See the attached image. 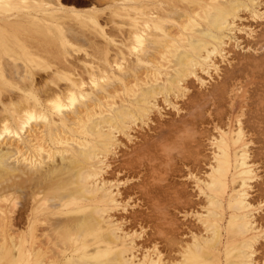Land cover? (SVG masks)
<instances>
[{"label": "bare ground", "instance_id": "6f19581e", "mask_svg": "<svg viewBox=\"0 0 264 264\" xmlns=\"http://www.w3.org/2000/svg\"><path fill=\"white\" fill-rule=\"evenodd\" d=\"M52 1L54 2V0ZM109 1H114V5L112 4L113 10H110V15H108L109 17L104 27L110 28L111 26V29L115 30L117 35L110 34L107 29L100 26L98 22L99 16L103 17V15L98 14L97 16L96 13L99 10L98 12L93 11L94 13L92 11H89L90 13H81L74 10L68 11L57 7L54 8L51 4L47 3V0H0V264H4V260L10 259L12 256L11 249L19 251V256L22 257V253L26 249L27 237L25 238L26 234L20 232L21 225L31 226L30 232L33 234L34 240L39 237L43 238L41 243L39 241L40 244L36 242L40 248L44 249L45 245H49L57 252L61 250L60 252L62 253L64 250L65 254L80 243L86 244L88 241L90 242V237H96L101 234L104 226L107 224L105 223V215L110 212L108 209L106 213L102 208H83L79 210L80 212L77 216H60V219H54L57 216H51L53 217L51 218L46 214L48 213L46 211L68 201L75 202L95 196L96 192L101 189L98 188L100 184L97 185L103 168L101 166L105 165L104 162L108 156L109 159L111 158L109 152L112 151L111 149L115 146V139L118 138L115 134H120L125 129L129 132L133 128L132 125L139 120L147 124L150 120V115L156 114V112L152 113L155 110L162 117L161 111L163 110L159 111L158 109L160 107L157 104L158 98L162 97L164 103L169 102L171 96H174L175 100L182 96L185 97L186 92H189L188 90L190 89V86H188L190 84H188L190 82L189 78L193 76L202 77V75L196 74L198 70L208 72L211 70H208L210 65L211 67L214 66V72L217 70L218 73L216 72L217 77L214 75V78L213 76L214 79H217L213 84L211 83V87L207 85V87H210L207 88L208 90L204 88L205 90L201 93H195L196 95L194 94V96L190 94L191 96L186 97V99L189 97V105H191L189 107L192 108L189 110H196L194 113L198 112L199 105L206 106L207 104L205 103L208 101L219 103V99L227 98V103L234 105V100L237 96L234 95L233 91V95H231L232 92L230 94L229 91L231 85H234L233 81L238 79L240 73L245 74H240L245 78L244 83L254 81V83L260 84L262 88L259 90L262 94L258 96L259 99L258 101L256 100V105L262 106L261 108L259 107L260 109L257 110L254 117L250 116V123H252V129L255 132L258 131L256 135L260 136L261 140H259H264V54L261 58L253 54L264 49V22L260 24L258 31H254L255 35L253 32L248 35L253 40L247 39L243 47L241 43L231 44L238 37L235 36V32H239L237 20L242 17L241 15L239 16V13L243 10L245 12L246 10H250L255 14L259 6L256 8L254 4L261 3V1L258 3L257 0ZM58 4L57 2L56 5ZM107 13L102 14L107 16ZM241 13L243 14L244 12ZM252 13L251 17L253 20L256 17L260 18L264 15L260 12V14L258 13L253 16ZM257 20L255 21L256 23L258 22ZM72 21L79 24L80 30L77 28L79 26L74 25ZM85 29L91 32L85 35ZM82 37L85 38L83 42L81 41ZM234 37L236 38L234 39ZM238 47H241L240 50L248 52L241 53L242 51L236 50ZM83 49L84 53H87L89 60L88 58L86 60L85 57L84 62H80L81 66L78 68L79 64L77 65L76 62V64L72 63L73 60L70 61V58L73 57V53H77L78 55ZM87 49H90L91 52L89 51L90 53H88ZM215 57L220 58V62L221 59L223 62H229L226 68L224 67L225 69L223 67V69L220 68L221 72L216 67L219 61L215 63L218 59L216 58L215 60ZM213 59L215 60L214 63ZM79 61L81 60L79 59ZM41 72L45 74V77H43V74L42 76L40 75ZM200 72L198 73L200 74ZM209 72L207 75H209ZM210 80H212V77ZM200 81L202 82L203 80ZM62 82L65 83L64 86L62 84L60 86ZM203 84L202 86L204 87L206 84ZM208 84L210 85V83ZM235 84L237 85L236 82ZM238 89L240 91L241 87H238ZM236 90L235 87V92L238 91ZM228 93L230 96L225 97L224 95H228ZM174 105L176 106V104ZM193 105L194 107L196 105L198 109L192 107ZM219 106L221 105L219 104ZM163 107L162 109H164ZM189 110L187 111L188 113L190 112ZM196 114L192 115L196 116ZM178 118L180 119L172 118L173 120L170 122L168 128V119H165L167 123L164 126L166 128L158 123L160 118L156 119V123L159 124L156 126L159 128L156 127L154 129L156 130L155 134L157 131H160V133L158 132L159 134L157 133L158 135L154 139L150 135H148L150 136L148 138L144 134L146 138L142 137L141 139H144L143 144L141 142V147L139 145V148L136 147L133 151L131 149V155L136 154V157H134L137 158L138 156V160L141 161L139 159L141 158L140 156L150 151L152 146H156L157 148H154L158 150L162 148L164 154L167 146H170V149L173 150L176 147L179 148L181 158L183 156V159L186 158L188 160L186 152L190 151L192 147L191 151L200 146L195 144V140H187L190 139V137H187L188 133L197 131V126H193L191 123L194 120L189 118L191 120L189 122L187 116H179ZM239 119L238 116V124L236 123L238 126L236 127L238 128L237 130H233V133L223 131L220 136L218 134L219 137H215L217 140L215 139L216 142L214 145H211V148L214 147L215 150L213 158H211L213 160L211 162V171L208 172V176L203 180L202 178L200 180L196 178L197 181L199 180V194L205 196V211L203 214H201V211V213L198 212L201 216L198 213L197 215L199 223L201 226H204L203 232H205L206 236L204 235L205 237H203L201 235V237L192 238V243L189 242L190 245L186 246V251L184 252L187 258L183 259L180 264H264V245L259 246L258 244L256 248V242L258 241L259 243V239L261 238L259 236L261 235H255V231L257 232L255 227L257 221H255L256 219L254 220L253 210L255 206L253 207L247 200V187L250 186L248 182L256 178L255 172L252 170V168L254 169L252 164L256 162V158L264 162V141H257L261 146L257 150L258 153H255L256 158H252L255 161H251L254 162L251 164L252 168H249L250 165L248 166L247 163H249L248 160L250 161L252 156L250 157V148L247 147L249 145L244 141L246 136H244V133L247 130L243 131L245 129H242L244 123L242 124ZM190 124V127L193 126L192 128L195 127L196 130L189 129ZM170 125L174 128L176 127V129L173 130ZM246 125L249 126V124ZM168 129L170 131H167ZM183 132H186L187 135ZM194 132H192L193 135L195 134ZM198 132L200 133L201 130ZM181 133L185 134L186 137L182 138L184 140L181 139L182 142L180 141V143ZM185 140L195 145L192 146V143L186 142L184 144L183 141ZM210 141L212 142V140ZM249 141L246 140V142ZM231 144L233 146L238 145L237 147L240 148L234 154L236 170L238 168L245 169L241 174L244 173L247 178L242 179L240 191L235 193V196L232 193V195L230 194L231 201L229 205L230 209L228 210H231L232 215L230 214V221L226 228H223V231L218 222L214 224V220L209 219L212 216L213 219H221L222 217L221 212L223 211L224 204L221 202V199L223 198V194L227 192V179L232 169V157L229 153ZM189 148L190 150H187ZM198 148L202 149L201 147ZM167 149L166 154L170 150L168 149L167 151ZM159 151L151 152L152 154H149V156L145 155L148 157L146 161L150 159L152 162L154 161L153 157H157L155 163H158V157L161 153ZM195 151L198 154V150L195 149ZM158 152L159 156L153 155V153L158 155ZM138 153L140 155H137ZM169 154L171 155L172 153L169 151ZM169 154L168 156L166 155L168 159ZM162 155L163 153L159 161L162 160ZM129 156H126L127 158L123 156L122 158L125 157V161H127L126 159H129ZM166 156L164 160L167 158ZM190 156V158L195 160L193 152H190ZM196 156L197 163L198 156L200 155ZM143 157L142 160L145 162V158L143 159ZM135 158L132 157L131 159L135 160ZM168 159L164 162H167ZM138 160L136 159L135 161L137 162ZM125 161L123 160L124 163ZM209 161L207 162L209 163ZM141 162L138 161L139 164ZM185 163L187 162L185 161ZM168 164L163 165L167 166ZM122 165L125 169L127 168L126 166L130 167V169L133 166L132 164H130L131 166L129 164L126 166H124L125 164ZM146 165L148 166V164ZM159 166V163L157 167L155 164L150 163L149 169L145 170V178H148L146 177L147 175H153ZM138 169H140L139 166ZM164 169H162V172H159V175L164 173ZM153 177L155 178L156 176H152L151 178ZM158 178L162 177L158 176ZM102 185L104 187V184ZM154 185L150 187L148 184L150 189H157V184ZM261 185H264V182ZM112 189L113 187H110L107 190L108 199L113 198ZM259 189L261 197L264 194V187L261 186ZM145 190L147 189L145 188ZM180 190H178L179 193L177 192L178 197L182 195L184 196V200L186 198L190 202L189 193L186 190ZM148 192L146 197L151 196L150 193L152 192L150 190ZM154 192V194L152 193V197L156 194V190ZM159 193L154 196L156 199H160L157 196L160 195ZM104 195L105 200H107L106 192ZM101 197L104 199L103 195ZM101 197L98 199L102 200ZM112 200L115 201V199ZM186 200L184 202L187 204ZM146 201L147 204L149 202L152 203L150 200ZM155 201V204H152L153 206L157 205ZM109 203L111 204V201ZM150 203L149 205H151ZM178 204L180 203L178 202ZM19 205L21 207H18ZM36 205L38 208H35V210L34 207ZM163 205H166V203ZM153 206L148 207L150 209L154 208ZM158 206L157 208L160 207ZM157 208L149 210V219H153L155 215L151 213L152 211L157 212ZM33 209L35 212H33ZM160 210H163V206ZM161 211L160 220L163 215H166V212L169 215V211ZM158 215L156 213V216ZM202 215L205 216L203 217ZM108 216L107 218L111 217L109 214ZM151 219L149 222H151ZM164 219H167V217L165 216ZM172 219H170V223H173L171 222ZM155 220L154 218L152 222ZM259 220L264 221V217L263 219L261 217ZM165 221L169 222L168 219ZM43 223L45 224L43 225ZM42 225L46 227L42 228ZM37 226L40 228L38 229ZM262 226L264 227V225ZM21 230L25 229L22 228ZM115 230L117 231L113 230L114 233H112L113 231L105 233L102 238L106 239L105 241L107 242H113V240L116 242V238L113 239L112 236L117 237L118 235L119 237V234L116 232L121 229ZM38 231L41 232L40 235H37ZM222 232H225V238L227 239V244L224 246L222 243V239L224 238ZM31 236L30 238H32ZM117 239L119 240L120 237ZM92 240L94 242L96 238ZM35 245L33 246L35 247ZM228 245L230 246L227 247ZM40 248L38 250L41 251ZM81 248L83 247H79L80 250H82ZM98 248H95V250H98ZM119 248H121L120 245ZM255 248L263 251L260 257L261 263H258L255 260L256 258H254V255L257 253ZM38 250H35L36 254ZM47 250L51 251L52 249ZM17 251H15V254ZM125 251L127 255H124L126 253L123 254V250L114 255H100L92 258V260H83L81 259L83 256L73 257L70 260L68 259L69 261L66 260L68 264H156L157 260L155 259L159 257H157L158 253L156 255L157 258H153V261H156L154 263H152V260L148 262L145 259L147 257L152 259L154 254L152 256L148 254L143 257L142 261L140 260L141 258L139 259L140 261H137L138 257L135 256L134 252L128 250L129 253H132L128 256L127 250ZM75 252L72 251V254ZM32 254L35 255V253ZM58 256L60 257V255ZM39 257H41L39 260L42 261V256ZM41 261L37 263L39 264Z\"/></svg>", "mask_w": 264, "mask_h": 264}, {"label": "rangeland", "instance_id": "374dc122", "mask_svg": "<svg viewBox=\"0 0 264 264\" xmlns=\"http://www.w3.org/2000/svg\"><path fill=\"white\" fill-rule=\"evenodd\" d=\"M52 0H47V3L48 4H51V6L52 7H54V8H60V9H62V10H70V11H77V12H81V13H90L91 11L93 12V11H96V12H98V10H99V12L98 13H96L97 14V16H98V14L99 15H103V17L102 16H99L100 18H99V20H98V22H99V24H100V26L101 27H103V28H105V29H107L108 30V32L110 33V34H112V35H117L116 34V32H115V30H113V29H111V26H110V28L108 29L107 27H104V24H106L107 22V20H108V15H110V12L113 10V5H114V1H112V2H110L109 0H106V1H104V0H54V2L52 1ZM100 1V2H99ZM261 1V3H258V2H260ZM57 2L59 3L58 5H56L57 4ZM102 2V3H101ZM108 2V3H107ZM56 3V4H55ZM106 3V4H105ZM256 3V2H255ZM257 3L258 4H254V6L256 7V8H258V6H259V8H258V10H256V12H255V14H260V12H261V14H264V12L262 13V10L264 11V0H257ZM113 4V5H112ZM262 4V5H261ZM118 5V4H117ZM261 5V6H260ZM112 6V7H111ZM110 8H112V9H110ZM262 9V10H261ZM111 10V11H110ZM261 10V11H260ZM90 11V12H89ZM250 11V10H249ZM249 11H247L246 10V12H245V10H243V11H241V12H244L243 14L240 12L239 13V16L241 15L242 17H241V19H239V20H237V24H238V28H239V32H235V36L237 37H234V42H233V40H232V42L233 43H231V44H238V43H241L242 44V47H243V45L246 43L245 41L248 39H251V40H253V38H250L248 35H250V34H252V32H253V34L255 33L254 31H258L259 30V26H260V24L261 23H263L264 22V20H263V18H264V15H262L260 18H257L256 17V19L255 20H253V18L251 17L252 15H251V11L249 12ZM259 11V12H258ZM107 12H109V13H107ZM94 13V12H93ZM102 13H107V16L106 15H104V14H102ZM249 14V15H248ZM253 14V13H252ZM255 14H253V16L255 15ZM39 16H42L41 14H38ZM102 17V18H101ZM258 19V20H257ZM104 20H105V22H104ZM258 21L257 23L255 22V21ZM260 20V21H259ZM262 21V22H261ZM72 23H74V25H77V26H79V24L78 23H76L75 21H72ZM250 24H251V26H250ZM255 24V25H254ZM258 24V25H257ZM76 26V27H77ZM253 26V27H252ZM77 28H79V30H80V26L79 27H77ZM86 31L88 30V29H85ZM250 30H251V32H250ZM86 31L84 32V34L86 35V34H88V33H90V32H88L87 31V33H86ZM113 32V33H112ZM248 32V33H247ZM250 32V33H249ZM238 33V34H237ZM247 33V34H246ZM255 35V34H254ZM248 37V38H247ZM83 38V39H82ZM81 38V41L83 42L84 41V37H82ZM238 40V41H237ZM84 49H85V47H83ZM240 48L241 47H238L236 50H238V51H242L241 53H246V52H248V51H246V50H240ZM84 49H83V51H81L80 53H78V55H77V53H73V57H71L70 59V61H72V63H74V64H76L77 63V65L79 64V67L78 68H80V66H81V64H80V62L81 63H83L84 62V60H85V57H86V60H87V53L85 54L84 53ZM86 50V49H85ZM263 50V52H261ZM91 52V50L90 49H87V52L88 53H90ZM237 51V52H238ZM261 51L259 52H254L253 53V51H251L253 54H255V55H257L259 58H261L262 57V55L264 54V49H261ZM81 54V55H80ZM76 56V57H75ZM77 57H79L78 58V60L80 59L81 61H79L78 62V60H77ZM77 60H75V59ZM84 58V59H83ZM216 58H218V57H215V60H216ZM230 58V57H229ZM83 60V61H82ZM88 60H89V58H88ZM214 59H213V63H214V61H215ZM220 60V58H218L216 61H215V63H218V61ZM76 62V63H75ZM222 62H223V60L221 59V62L219 61V63H218V66H220V67H218L217 65H216V67L217 68H219V71L221 72V69H223L224 67L226 68V66H227V63L229 64V62H226V61H224L223 62V64H222ZM225 62H226V64H225ZM213 63H211V64H213ZM221 63V64H220ZM76 66V65H75ZM223 67V68H222ZM208 68V67H207ZM215 67L213 66V67H211L210 65H209V68H208V70L209 69H211V70H209L208 72H209V75H207L208 74V72H202L201 70V72L198 70V72H200V74L197 72L196 74H198V75H202V79L200 78V76H193V77H191V78H189V80H190V82H188V86H190L188 89V91L189 92H186V96L184 97V96H182V97H179V98H177V100H175L176 98H174V96H171L170 98H169V102H164L163 103V99H162V97H159L158 98V102H157V104L160 106L158 109H159V111H161V110H163V111H161L162 112V117H161V115L160 114H158L157 113V110H155V109H153V110H155V111H153L152 113H155L156 112V114H152V115H150V120H149V122H147V124L146 123H144V121H137V123H135L134 125H132V127L133 128H131V130H129V132L125 129L124 131H122L120 134L119 133H117V134H115L118 138H116V136H115V146H113V149L115 150H113V149H111L112 151L111 152H109V155H110V159H109V156L106 158V160H105V165H102L101 166V168H102V172H103V170H104V172L102 173L101 172V176H99L100 177V181L98 180V178H97V180H98V182H102V183H98L97 182V185L98 184H100L99 185V187L98 188H101L100 190H98L97 192H96V194H95V196H92V197H88L89 199H87V198H85V199H80V200H77V201H68V202H66V203H63V204H60L59 206H54V208H52L51 210H49V211H46V212H48V213H46V214H48L50 217L51 216H53V217H55V216H57L56 218H54V219H60V216L61 217H65V216H77V214L80 212L79 210H82L83 208H91V207H96V208H102V209H104L105 210V212L107 213L108 211H107V209L108 210H110V212H108L105 216H106V222L105 223H107L106 224V226H104V229H103V231L101 232V234H99V235H97L96 237H90L89 238V240H91L90 242L88 241V243H80L78 246H75V247H73L71 250H68V252L65 254L64 252V250L62 251V253L60 252L61 250H59L58 252L55 250V249H53L51 246H49V245H45L46 246V248H45V246H44V249L43 248H40L39 247V245H37V243H39V241H40V243L42 242V239L43 238H41V237H39L38 239H35L34 240V236H33V234L30 232V228H31V226H25V225H21V228H20V232L23 234H26L25 235V238L27 237V245H26V249L23 251V253H22V257L21 256H19V251H17V250H13V249H11V253H12V256L14 257H10V259L9 260H7V261H5L4 260V264H12L13 262V264H38L37 262L38 261H41V260H39L41 257H39V256H42V261L44 260H46L45 261V263L46 264H68V262H67V260L69 259H71V258H73V257H81V256H83V257H81V259H83V260H92V258H96V257H98V256H100V255H114L115 253H120V252H122L123 250H124V252H123V254L124 253H126V251L125 250H127V252H128V250L129 251H131V252H134V254H135V256L136 257H138L137 258V261L140 259L141 261L143 260V257H145V256H147L148 254H150L151 256L154 254V256L152 257V259L151 258H145L146 259V261H148V262H150L151 260H152V263H154V262H156V261H153V258L155 257V258H157L158 256V259H155V260H157V263L156 264H180L182 261H183V259H186L187 258V256L186 255H184V252L186 251V246H188V245H190V243L189 242H191L192 243V238L193 237H201V235L203 236V237H205L206 235H205V232H203L204 231V226H201V224L199 223V221H198V215L199 216H201V214H203V212L205 211V196H202V195H200L199 194V189H198V181L202 178V180L204 179V178H206L207 176H208V172H210L211 171V162H213V160L211 159V158H213V155H214V152H215V150H214V147L213 148H211L212 146L211 145H214V143L216 142V136H218V134H219V136H220V134H222V132L224 131H226L227 133H233L234 131H235V129L237 130L238 128H236V127H238L237 126V118H238V116H239V120L241 121V123L244 125V127L242 128V129H244L243 131H245V130H247V131H245V133H244V136H245V138H244V141H245V143H247L249 146H247L248 148H250V161L248 160V162L249 163H247L248 164V166H249V168H252V165H253V167H254V169L252 168V170H254V172H255V175H256V178H254L253 180L251 179V181H249L248 182V184L250 185L249 187H247V200H248V202L249 203H251V205L254 207L253 208V210H254V220L255 221H257V223H256V225H255V227H256V230H257V232L255 231V235L256 236H259V234L261 235V236H259V237H261L260 239H259V243H258V241L256 242L257 244H256V248H257V245L259 244V246H261L262 244L264 245V227L262 226V225H264V221L262 222L261 220H259V219H261V217H262V219H263V215H264V194L263 195H261V197H260V187L262 186V187H264V185H261V184H263V182H264V162H262V160H259V158H256V155H255V153L257 154L258 153V149L260 148V144H258L257 143V141H260L261 139H260V136L257 134L256 135V133H258V131L257 132H255V130H253L252 129V123H250V119H251V117L250 116H252V117H254L255 115H256V113H257V110H259L260 108H261V106L259 105V104H257L256 105V102L258 101V99H259V95L260 94H262L261 93V91L259 90L260 88H262V87H260V84H256V82L254 83V81H247V83L249 84H247V83H244V79L245 78H243L244 76H241V75H245V74H239V77H238V79L237 80H235V81H233L234 82V85L232 84L231 85V87H230V91H229V93L231 94V92L233 91L234 92V95H236L237 97L235 98V104L234 105H229V103H227L228 101V99L227 98H225V97H229L230 96V94L228 93V95L226 94V95H224L225 97H223V98H225V99H219L218 100V102L219 103H214L213 101H208L207 103H205V104H207L206 106L205 105H199V109L196 107V105H195V107H194V105L192 106V107H194V108H196V109H198V112H195L194 113V111H196V110H194L193 109V111H191V110H189L191 107H189V106H191V105H189V97H188V99H186V97L187 96H189L190 94L191 95H193L194 96V94L195 93H201L202 91H204L205 89H207V88H210L211 87V83L213 84L214 82H215V80L217 79H214L215 78V76L217 75V73H218V71L217 70H215L216 72H214V69ZM221 68V69H220ZM224 68V69H225ZM213 73H212V72ZM223 71V70H222ZM219 72V73H220ZM42 74H43V72H41V76H42ZM206 74V75H205ZM211 74H212V76H211ZM45 74H43V77H45L44 76ZM215 75V76H214ZM213 76H214V78H213ZM199 77V78H198ZM210 77V78H209ZM211 77H212V80H213V82H212V80H210L211 79ZM217 77V76H216ZM248 77H250V76H248ZM247 77V78H248ZM193 78V79H192ZM204 78V79H203ZM208 79V80H207ZM241 79V80H240ZM200 80H203V81H205V82H201ZM210 80V81H209ZM192 82V83H191ZM235 82L237 83V85L235 84ZM264 82V81H263ZM200 83V84H199ZM204 83V84H203ZM208 83H210V85L208 84ZM240 83V84H239ZM64 86V84L65 83H60V86H62V85ZM202 84L203 85H205L204 87L202 86ZM262 84V83H261ZM199 85V86H198ZM207 85L208 86H210V87H207ZM236 85V86H235ZM247 85V86H246ZM240 88L241 87V89H240V91H239V89H238V87ZM200 87H202V88H200ZM234 87V88H233ZM235 87H236V89L238 90H236L237 92H235ZM205 88V89H204ZM258 88V89H257ZM203 89V90H202ZM208 90V89H207ZM259 90V91H258ZM262 90V89H261ZM248 91V92H247ZM249 91H251V92H249ZM194 92V93H193ZM233 92H232V94L231 95H233ZM246 92V93H245ZM189 93V94H188ZM256 94H258V95H256ZM190 95V96H191ZM196 95V94H195ZM255 95V96H254ZM252 96H254V97H252ZM248 97V98H247ZM174 98V99H173ZM227 99V100H226ZM173 100H175V101H173ZM187 100H188V102H187ZM257 100V101H256ZM223 102V104H221ZM255 102V103H254ZM172 103H174V104H176V106L174 105V104H172ZM213 103V104H212ZM234 103V102H233ZM178 104V105H177ZM217 104V105H216ZM219 104L221 105V106H219ZM157 105V106H158ZM169 105V106H168ZM181 105V106H180ZM217 106V109H216V106ZM164 106V107H163ZM172 106V107H171ZM179 106V107H178ZM198 106V105H197ZM162 107L164 108V109H162ZM175 107V108H174ZM177 107V108H176ZM189 107V108H188ZM260 107V108H259ZM179 108H181V109H179ZM182 108H184V109H182ZM175 109V110H174ZM185 109H187V110H185ZM192 109V108H191ZM202 109V110H201ZM255 109V110H254ZM178 110V111H177ZM179 110H180V112H179ZM182 110H184V111H182ZM190 111L189 113L187 112V111ZM200 110V111H199ZM209 110V111H208ZM219 111V112H218ZM200 112V113H199ZM252 112V113H251ZM259 112V111H258ZM169 113V114H168ZM175 113H176V115H175ZM191 113V114H190ZM197 113V114H196ZM164 114V115H163ZM179 114V115H178ZM180 114H182V115H180ZM192 114H196V116L195 115H192ZM199 114V115H198ZM201 114V115H200ZM218 114V115H217ZM255 114V115H254ZM159 115V116H158ZM198 115V116H197ZM169 116V117H168ZM177 116V117H176ZM179 116H187V118L189 119L191 116H193V117H191L190 119L191 120H194V122L193 123H195V124H193V123H191L193 126H197L196 127V129H197V131H192V132H194L195 134L193 135L192 134V132H189L188 133V135H190V136H188L187 135V133L186 132H183V133H185L186 135H187V137L189 138L190 137V139H187L188 141L189 140H191V141H194L195 142V144H197V145H200V146H198V147H201L202 149H200V148H198L197 147V145H196V147L197 148H195V149H197L198 151V154L196 153V151H195V149L193 150V151H191L192 149H193V147H192V149L190 150V148L189 149H187V150H190V151H188V152H186V156L189 158L188 160L186 159H183V156H182V158H181V156H180V154L181 153H179V148H175L174 150L173 149H170L171 147L170 146H167V148L168 149H170L169 151H170V153H172L171 155H173V156H171L170 154H169V151H168V149H167V151H168V154H169V159H168V154H166V149H165V154H164V150H163V152H162V148L161 149H155L154 147H156V146H152L151 147V149H150V151H147L146 153H145V155L147 156H149V154H152L151 152H157V151H159V152H161L160 153V156H161V154L163 153V155H167L166 157L167 158H165V160H164V157H163V155H162V157H161V159L162 160H160L159 161V158H160V156H159V152L157 153L158 155H155V153H153V155L154 156H159L158 157V163L160 164V166L161 167H163L162 169H164L165 171H166V173H165V171H164V173L162 174L161 173V175H159V172L161 171H163L162 169H161V167H160V169H159V167L157 168V170H156V172L153 174V175H147L146 177H148V178H145V174H146V169H149L148 167H149V164L151 163V164H155V166L157 167V164L158 163H155L156 161H155V159H157V157H153V159H154V161H150V159L148 160V161H146V158H148V157H146L144 154L143 155H141L140 157L141 158H139V159H141V161H143L142 160V157H143V159L145 158V164L143 163V162H141L140 160H138V156H137V158H135L136 157V154H133V155H131V149H132V151L136 148V147H138L140 144H141V142H142V144H143V142H144V139L146 138V136H148V135H150L151 137H153V139L155 138V137H157V135L160 133V131H157L156 132V134H155V131L156 130H154L156 127L157 128H159L158 126H156V125H159V124H162L163 126L164 125H166V120L165 119H168L167 121H168V124H167V128L169 127V124H170V122L173 120V119H180V118H178ZM190 116V117H189ZM205 118H204V117ZM213 116H214V118H213ZM217 116V117H216ZM168 117V118H167ZM173 119H172V118ZM198 117V118H197ZM249 117V118H248ZM152 118V119H151ZM160 118V119H159ZM192 118H195V119H192ZM201 120H200V119ZM203 118V119H202ZM213 118V119H212ZM220 118V119H219ZM222 118V119H221ZM156 119L159 121L158 123L159 124H157L156 122ZM189 119V122H191V120ZM199 119V120H198ZM153 120V121H152ZM249 120V121H248ZM165 122V124H164V122ZM200 121V122H199ZM236 121V122H235ZM151 122V123H150ZM203 122V123H202ZM205 122V123H204ZM247 122V123H246ZM249 122V123H248ZM236 125H235V124ZM191 124L189 125V129H191L192 127H190L191 126ZM197 124V125H196ZM229 124V125H228ZM246 124H249V126H247ZM172 125V124H171ZM170 125V127H172ZM201 125V126H200ZM139 126V127H138ZM153 127V129H151L152 127ZM155 126V127H154ZM240 126H242V125H240ZM136 127V128H135ZM150 127V128H149ZM161 127V126H160ZM164 128H166L165 126H164ZM170 129V128H169ZM167 130V131H170V130ZM172 129L173 130H175L176 129V127L174 128V127H172ZM188 129V130H189ZM195 129V127L194 128H192V130H194ZM195 129V130H196ZM158 130V129H157ZM201 130V132L199 133L198 131H200ZM219 130H221V131H219ZM234 130V131H233ZM253 130V131H252ZM191 131V130H190ZM146 132V133H145ZM153 132H154V134H153ZM159 132V133H158ZM221 132V133H220ZM254 132V133H253ZM129 133V134H128ZM158 133V134H157ZM183 133H181L182 135V137L179 139V142L181 141V139L182 138H185L186 137V135L184 136L183 135ZM201 133H203V134H201ZM144 134H146V136H144ZM192 134V135H191ZM201 134V135H200ZM153 135V136H152ZM197 135V136H196ZM255 135V136H254ZM150 136H148V138H150ZM191 136H193V137H191ZM218 136V137H219ZM257 136V137H256ZM142 137H144V139L143 140H141L142 139ZM216 137V138H215ZM192 138V139H191ZM195 138V139H194ZM215 141H214V140ZM260 139V140H259ZM182 140H184V139H182ZM187 140H185V141H183L184 142V144H185V142L186 143H192V142H187ZM196 140H198L197 141V143H196ZM210 140H212V142L210 141ZM246 140L248 141V140H250L249 142H246ZM254 141V142H253ZM264 141V140H263ZM263 141H260V142H263ZM118 142H120V143H118ZM182 142V141H181ZM180 142V143H181ZM202 144H201V143ZM180 143H178V144H180ZM199 143V144H198ZM189 144V145H190ZM194 143H192V146H194L195 145ZM203 144H204V146H203ZM118 147H117V146ZM134 145H137V146H134ZM188 145V144H187ZM232 146H231V149H230V151H229V153H230V155H231V157H232V169H231V171H230V173H229V175H228V179H227V188L228 189H226V191L227 192H225L224 194H223V200L221 199V202L224 204L223 205V211L221 212V216L224 218H222L221 217V219L219 218V219H217V218H215V219H213L212 217H210V219L209 220H214L213 222H214V224H216L217 222H218V224L221 226V228L223 229H225L226 228V226H227V224L229 223V221H230V218H231V215H232V212H231V210H228V209H230V207H229V205H230V201H231V195L233 194V196H235L236 194L235 193H237V192H239L240 191V184H241V182H242V179H246L247 178V176L244 174H241L242 172H244L245 171V169H240V168H238V170H236V159H235V153L236 152H238V149H240L239 147H237L236 145L235 146H233V144H231ZM117 148V150H116V148ZM131 147V148H130ZM133 147V148H132ZM139 147H141V145L139 146ZM138 147V148H139ZM204 147V148H203ZM157 148V147H156ZM237 149V151H235ZM203 150V151H202ZM172 151V152H171ZM185 151H186V149H185ZM194 151H195V154L196 155H200V156H198L199 158V160L197 159V163H196V155L194 154ZM233 151H234V153H233ZM173 152H174V154H173ZM190 152H193V158H195V160H193L192 158H190L191 156H190ZM199 152H201V154H199ZM129 153V154H128ZM189 153V154H188ZM128 155H130L128 158L130 159H126L127 161H125V157L126 156H128ZM137 155H140L139 153L137 154ZM203 155V156H202ZM233 155V156H232ZM255 155V156H254ZM123 156H125L124 158H122ZM135 156V157H134ZM190 156V157H189ZM196 156V157H195ZM202 156V157H201ZM205 156V157H204ZM135 158V160L137 159L139 162H141L140 164L143 166H141L139 163H138V161L136 162L134 159H131V158ZM171 157H173L172 158V160H171ZM178 157V158H177ZM180 157V158H179ZM120 158V159H119ZM127 158V157H126ZM252 158H256V162L252 159ZM166 159H168L167 160V162H164V161H166ZM181 159H183V160H181ZM192 161H191V160ZM211 159V161H209ZM235 159V160H234ZM107 160H109L108 162H107ZM114 160V162H112ZM122 160V161H121ZM123 160L125 161V163L123 162ZM254 161V162H251V161ZM117 161V162H116ZM122 163H121V162ZM130 161H132V162H129ZM162 161H163V163H162ZM179 161V162H178ZM182 161H183V163H182ZM185 161L187 162V163H185ZM191 161V162H190ZM207 161H209V163L207 162ZM116 162V163H115ZM129 164V166H131L130 164H132L133 166H131V168L132 169H130V167H128V166H126V165H128L127 163ZM168 162H169V164H171V165H169L168 164ZM259 162V163H258ZM106 163H108V164H106ZM137 163V164H136ZM162 163V164H161ZM252 163H254V164H252ZM114 164V165H113ZM118 164V165H117ZM119 164H121V166H119ZM122 164H125L124 166H126L127 168V170L125 169V167H123V165ZM135 164V165H134ZM139 164V165H138ZM144 164V165H143ZM146 164H148V166L146 165ZM163 164H168L167 166H165V165H163ZM252 164V165H251ZM139 166V168L141 169H138V166ZM135 166V167H134ZM119 167V168H118ZM121 167V168H120ZM145 167H147V168H145ZM106 168V169H105ZM109 168V169H108ZM136 168V169H135ZM118 169V171H116ZM121 169H123V170H121ZM134 169V170H133ZM143 169V170H142ZM159 169V170H158ZM210 169V170H209ZM125 170V171H124ZM242 170V171H241ZM122 171V172H121ZM128 171H130V172H128ZM112 173V174H111ZM102 174H104L103 176L105 177H103L102 176ZM236 175V176H235ZM150 176V177H149ZM152 176H156L155 178L153 177V178H151ZM158 176H160V177H162V178H158ZM101 177H103V178H101ZM144 177V178H143ZM196 178H198L199 180L197 181V179ZM144 179V181H145V183H144V181L142 182V180ZM145 179H147V180H145ZM108 180V181H107ZM114 180V181H113ZM113 181V182H112ZM105 182H108V183H105ZM166 184H165V183ZM259 182V183H258ZM110 183H111V185H110ZM139 183V185L137 186V184ZM147 183V184H146ZM159 183H162V184H165V185H162V184H159ZM233 183V184H232ZM261 183V184H260ZM102 184H104V187H103V185ZM106 184H109V185H107L106 186ZM134 184H136V185H134ZM148 184H149V186L150 187H153V185L154 184H157V189L155 188H151L150 189V187L148 186ZM168 184H170V185H168ZM235 184V185H234ZM260 186H259V185ZM146 185H147V187H146ZM233 185V186H232ZM134 186H136V187H134ZM166 186V187H165ZM169 186H170V188H169ZM238 186V187H237ZM255 186V187H254ZM110 187H113V198H109L108 199V197H107V190H109L110 189ZM133 187V188H132ZM139 187V188H138ZM148 187H149V190L153 193L154 192V190H156V194H158L159 192V194L160 195H157L158 197H160V199H159V202H158V199H156L154 196L156 195H154L153 197H152V195L155 193H150L151 194V196L150 195H147V196H150L154 201H155V199H156V203H157V205H155V206H153L155 203H154V201L150 198V197H146V194L147 193H149L148 191ZM154 187H156V185H154ZM234 189H233V188ZM134 188H136V189H134ZM145 188L147 189V190H145ZM158 188H159V190H158ZM249 188V189H248ZM141 189V190H140ZM152 189H154V190H152ZM180 189H182V190H186L188 193H189V198H190V202H189V200H186V198H185V200L187 201V204H186V202H184L185 200H184V196H180L179 195V197H178V194H177V192L179 193V191H181ZM259 189V190H258ZM263 189V188H262ZM158 190V191H157ZM179 190V191H178ZM256 190V191H255ZM141 191H142V193H141ZM147 191V192H146ZM167 191V192H166ZM105 192H106V199L107 200H105ZM144 192H145V195H144ZM163 192V193H162ZM170 192V193H169ZM175 192V193H174ZM162 193V194H161ZM165 193V194H164ZM166 193H167V196H166ZM232 193V194H231ZM169 194V195H168ZM231 194V195H230ZM249 194V195H248ZM103 195V197H104V199L101 197ZM117 195V196H116ZM165 195V196H164ZM230 195V196H229ZM100 197H101V199L102 200H99L100 199ZM99 198V199H98ZM118 198V199H117ZM150 198V199H149ZM169 198V199H168ZM174 198H175V200H174ZM177 198V199H176ZM180 200H179V199ZM182 198V199H181ZM112 199H115V201H113ZM117 199V200H116ZM104 200V201H103ZM146 200H152L151 202L152 203H150L149 201V203L151 204V205H149V203L147 204L146 202ZM163 200V202L161 203V201ZM174 200V201H173ZM177 200V201H176ZM228 200V201H227ZM254 200V201H253ZM260 200V201H259ZM94 201V202H93ZM109 201H111V204L109 203ZM113 201V202H112ZM117 201H118V203H117ZM258 201V202H257ZM81 202V203H80ZM115 202V203H114ZM120 202H121V204H120ZM178 202L180 203V204H178ZM182 202V203H181ZM191 204H189V203ZM68 203H72V204H68ZM75 203V204H74ZM159 203V204H158ZM166 203V205H163V204H165ZM177 203V204H176ZM185 205H184V204ZM260 203V204H259ZM68 204V205H67ZM80 204H81V206H80ZM153 204V205H152ZM161 204H162V206H163V210L161 211L160 209H162V206H161ZM255 204V205H254ZM32 205V204H31ZM38 205V204H37ZM35 206L34 207V209L35 208H38V206ZM146 205H148V206H153L154 208H157V206L160 208H157V212H153L152 211V213L151 214H153L154 213V217H153V219H151V222H149L150 221V219H149V214H150V211L149 210H151V209H153L154 210V208H150L149 209V207L148 206H146ZM182 205V206H181ZM187 205H189V206H187ZM228 205V206H227ZM33 206V205H32ZM78 206V207H77ZM98 206V207H97ZM119 206V207H118ZM166 206H168V207H166ZM176 206V207H175ZM185 206V207H184ZM18 207H21V205H19ZM31 207V206H30ZM117 207V208H116ZM148 207V208H147ZM166 207V208H165ZM184 207V208H183ZM66 208H68L67 210H66ZM34 209H33V212H35L34 211ZM111 209H112V211H111ZM167 209V210H166ZM225 209V210H224ZM36 210V209H35ZM159 210V211H158ZM169 211V215H168V213L166 212V215H163V217L165 218V216L167 217V219L169 220V222L168 221H165V220H167V219H164L163 217H161L162 219L160 220V216L162 215V213H161V215H160V211L161 212H165V211ZM55 211V212H54ZM56 211H58V212H56ZM61 213H60V212ZM202 213H201V212ZM30 212H31V210H30ZM69 212H72V213H69ZM201 213V214H199V213ZM135 213H136V215H135ZM156 213H157V215L158 216H156ZM197 213H198V215H197ZM108 214L111 216L110 218H107V217H109L108 216ZM147 214H148V216H147ZM163 214H165V213H163ZM172 214V215H171ZM231 214V215H230ZM29 215H30V213H29ZM170 216L169 218H168V216ZM136 216V217H135ZM142 216V217H141ZM203 217L205 216V215H202ZM53 217H51V218H53ZM151 217H152V215H151ZM157 217V218H156ZM256 217V218H255ZM145 218H147V219H145ZM154 218L156 219L155 221H153L152 222V220H154ZM159 218V220H157ZM173 218V219H172ZM109 219V220H108ZM170 219H172V220H175V221H172L171 220V222H173V223H170ZM217 220H222V221H217ZM113 221V222H112ZM112 222V223H111ZM154 222H155V224H154ZM168 224H167V223ZM212 222V223H213ZM260 222H262V223H260ZM104 223V224H105ZM45 223H43V225H44ZM111 224V225H110ZM260 224V225H259ZM41 225V224H40ZM41 226L42 228L43 227H46V226ZM171 225H172V227H171ZM259 225V226H258ZM155 226V227H154ZM167 226V227H166ZM38 227V226H37ZM258 227H259V229H258ZM19 228V227H18ZM25 229V230H21V229ZM40 227H38V229H39ZM118 228H120L121 230L120 231H118V232H116V233H118L119 234V237H120V239L118 240L117 238H119L118 237V235H117V237H113L112 236V238L113 239H115L116 238V242H114V240H113V242L112 241H109V242H107V241H105L102 237H103V235L105 234V233H107V232H112L113 230L114 231H117V230H115V229H118ZM113 229V230H112ZM224 229H223V231H224ZM114 231L112 232V233H114ZM223 233V232H222ZM41 234V232L40 231H38L37 232V235H40ZM28 235V236H27ZM32 235V236H31ZM115 235V234H114ZM122 236V238H121V236ZM205 235V236H204ZM30 236L32 237V238H30ZM225 236H226V234H225V232L223 233V239H222V243H223V246L224 245H226L227 244V239L225 238ZM263 236V237H262ZM127 237V238H126ZM36 238V237H35ZM95 239L96 238V241H94V242H92L93 240L92 239ZM100 238H102V239H100ZM249 238V237H248ZM41 239V240H40ZM125 239V240H124ZM30 240V241H29ZM192 240V241H191ZM225 242H224V241ZM120 241V242H119ZM246 241V240H245ZM261 241V242H260ZM37 242V243H36ZM242 242V241H241ZM244 242V241H243ZM39 243V244H40ZM36 244V245H35ZM121 244H123V245H121ZM127 244V245H126ZM131 244V245H130ZM33 245H35V247H36V249H35V247L33 246ZM97 245V246H96ZM119 245H120V247L121 248H119ZM126 245V246H125ZM111 246V247H110ZM230 245H228L227 247H229ZM40 248L41 249V251L40 250H38V248ZM50 247V248H49ZM79 247H83V248H81L82 250H80L79 249ZM98 247H101V248H98ZM221 247H222V244H221ZM32 248H34V249H32ZM95 248H98V250L96 249L95 250ZM255 248V251L257 252L255 255H254V258H256L255 260L256 261H258V263L260 262H262V260L260 259V257L262 256V254H261V252H263V251H259V249H256ZM43 249V250H42ZM46 249V250H45ZM47 249H52V250H54V251H48ZM33 250V251H32ZM35 250H38V251H40L39 253H38V251H37V254H36V251ZM78 250H80L79 252H78ZM89 250H90V252H89ZM107 250H109V251H107ZM133 250V251H132ZM15 251H17L16 252V254H15ZM32 251V252H31ZM48 251V252H47ZM72 251H76L75 253H73L72 254ZM92 251V252H91ZM154 251V252H153ZM13 252H14V254H13ZM26 252V253H25ZM183 252V253H182ZM18 253V254H17ZM32 253H35V255L34 254H32ZM77 253V254H76ZM156 253V254H155ZM159 253V254H158ZM41 254H43V255H41ZM45 254H46V257H45ZM128 256H130L132 253H129L128 252ZM133 254V255H134ZM158 254V255H157ZM26 255V256H25ZM58 255H60V257L58 256ZM63 255V256H62ZM124 255H127V253L126 254H124ZM156 255H157V257H156ZM45 257V259H43L44 257ZM62 256V257H61ZM85 256V257H84ZM127 256V257H128ZM257 256V257H256ZM70 257V258H69ZM264 257V256H263ZM36 258H38V259H36ZM47 258V259H46ZM67 259V260H66ZM160 259L162 260L161 262H160ZM12 260H13V262H12ZM68 260V261H69ZM139 260V261H140ZM17 261V262H16ZM41 261V263H39V264H45V263H43ZM48 261V262H47ZM64 261V262H63ZM16 262V263H15ZM178 262V263H177Z\"/></svg>", "mask_w": 264, "mask_h": 264}]
</instances>
